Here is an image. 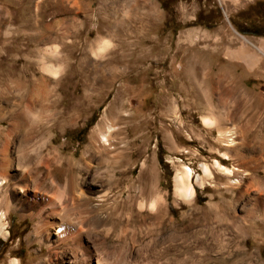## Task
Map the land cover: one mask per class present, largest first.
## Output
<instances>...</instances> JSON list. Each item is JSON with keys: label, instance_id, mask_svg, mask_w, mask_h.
Here are the masks:
<instances>
[{"label": "rangeland", "instance_id": "obj_1", "mask_svg": "<svg viewBox=\"0 0 264 264\" xmlns=\"http://www.w3.org/2000/svg\"><path fill=\"white\" fill-rule=\"evenodd\" d=\"M241 35L254 44L244 46ZM261 41L264 0H0V106L7 112L0 128L6 132L11 117L29 106L36 119L34 140L52 138L44 154L66 146L63 155L79 158L94 129L111 120L123 129L120 137L126 135L117 146L137 151L134 162L130 154L123 159L120 169L129 171L120 182L109 179L108 163L98 165L95 177L87 180L101 187L91 196L95 211L108 215L112 226L107 246L129 249L130 260H135L142 258L137 253L144 242L159 239L166 246L159 264H264ZM56 46L60 59L49 55ZM241 47L256 53L259 61L244 62ZM42 56L59 65L58 78L40 64ZM44 80L51 85L62 81L56 97L35 92ZM60 96L63 101L57 106L54 99ZM86 96L90 102L77 123L60 126L62 107ZM6 99L17 104L7 106ZM204 117L216 122L234 118L238 138L245 142L242 160L225 159L227 142L220 138L218 125L209 127ZM250 118L252 127L245 129ZM29 154L35 158L37 153ZM216 160L248 173H220ZM204 163L212 177L204 175ZM184 165L193 169L191 201L175 193L174 176ZM142 174L147 178L144 205L137 198ZM56 175L63 181L66 172L57 168ZM128 178L136 181L131 199ZM236 179L239 184L229 187ZM10 190L7 184L0 193ZM36 194L40 207L54 197L46 190ZM159 196L166 210L162 231L155 218L162 207L149 206ZM64 199L61 195L55 201L59 205ZM40 207L24 211L14 200L9 211H0V264H15V259L18 264H59L52 239H27Z\"/></svg>", "mask_w": 264, "mask_h": 264}, {"label": "bare ground", "instance_id": "obj_2", "mask_svg": "<svg viewBox=\"0 0 264 264\" xmlns=\"http://www.w3.org/2000/svg\"><path fill=\"white\" fill-rule=\"evenodd\" d=\"M241 37L244 46H246L245 43L254 44L247 37L243 35ZM257 48L264 55V41H261ZM102 49V46L98 47L99 51H102ZM49 51L50 56L60 59L57 46ZM240 51H242L241 58L248 65L260 59L255 55L256 53H246L244 49ZM48 59V56H42L39 58V62L50 75L58 78L61 68L59 65L48 62ZM51 84L44 80V84L39 86V91L38 89L34 91L42 93L44 97L55 96L62 88L63 83L61 81L58 83L55 82L54 85ZM89 99L86 96L82 100L71 104L68 103L69 105L62 107L61 111L58 112L59 117L57 120L60 126L68 127L76 124L79 118L83 116V111L85 110L84 104L90 102ZM62 101L63 97L61 96L54 99L57 106ZM13 104L17 103L12 99H8L6 105L11 106ZM3 111L5 112V109L0 106V119L3 118ZM252 119H247L245 126L242 124L245 129L252 127L250 126ZM110 121L109 119H105V123L103 121V124H100L94 129L87 149L83 151L79 158L75 157L74 153L66 156L63 155L62 149L66 146H54L44 154L43 150L46 146L50 145L52 138L34 140L33 131L36 128V119L33 109L29 106L18 112L17 116L14 114L11 117L10 127L6 132H3L0 128V134L4 137L0 142V190L5 185L11 184V190L9 192L3 195L0 193V211H9L14 200L22 205L24 211L30 210L32 207H40L37 204L39 202L35 201L39 199L37 198V191L46 190L48 193H53L54 197H51L44 206L40 207L41 212L35 216L31 214L35 218H38V221L31 233H28L29 237L27 239L32 242L36 239L38 240V237L43 235L47 239H52V242L55 243L54 246L58 249L57 259L59 260V264H159V260L166 253L165 243L159 239H150L144 242L137 253V256L142 258H135V260H130L128 254L130 253L129 249L117 250L113 246L106 245V240L112 231V226H110L108 215L99 214L95 211L97 206L93 203L91 196L92 191L95 192L101 187L94 181L87 180L90 175L95 177L94 173L98 172L101 163H108L112 166L110 170V176L112 178L109 179H112L114 184L120 182L121 179H124L121 175L129 171V169H120L123 165V159L127 158V155L130 154L131 162H134L132 154L137 151L127 152L126 150L128 148H120L117 146L118 141L120 143L125 141L126 135L120 137L123 134V129ZM203 121L209 127L214 124L218 125L217 130L219 131L220 138L222 141L225 140L227 142V144H223L228 149V152L223 154L225 155V159L237 158L240 160L245 142H241L238 138L240 128H237L236 122L234 123V118L224 117L219 122H216L215 119L204 117ZM29 151H35L37 153L35 158L30 157ZM141 153L142 150L138 152V155H141ZM62 160L66 162L63 163ZM94 162H97V165ZM145 163L146 160H143V173L147 172ZM214 163L220 173L225 175H231L235 171H241L243 175L248 173L245 169L235 166L230 167L218 160ZM201 167L206 177H212L213 173L207 164L204 163ZM57 168H61L66 172V177L63 181L59 180L56 175ZM75 170H81V172L74 174ZM192 176L193 169L188 165H184L174 176L175 193L178 197L186 201H191L195 191ZM197 179L201 181L200 176ZM127 181L128 195L129 198H132L131 191L136 181L130 178ZM138 181L137 198L139 197L143 200L147 189L145 187L147 185V178L142 174ZM239 182L240 179L232 180L229 187L234 188V185L239 184ZM32 187H34V191L36 192H34L35 197L31 195ZM239 193L241 195V192ZM61 195H65V199L59 206L55 200ZM142 204H145L144 200L141 201ZM158 204H160L162 209L156 214L155 218L160 228L158 231H162L166 217L162 196L152 200L149 206L153 208ZM72 217H74V221L70 219ZM1 219L2 216L0 215V224L3 226L4 222L2 223ZM120 232H124V229L122 228ZM127 251L129 252L127 253ZM151 256L156 258V262L151 260ZM14 263L18 264V261L15 259Z\"/></svg>", "mask_w": 264, "mask_h": 264}]
</instances>
